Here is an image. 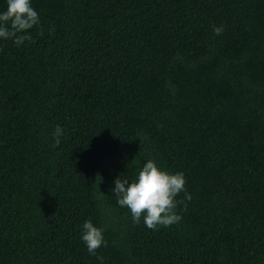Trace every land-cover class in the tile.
Instances as JSON below:
<instances>
[{"label":"trees","instance_id":"16d2710c","mask_svg":"<svg viewBox=\"0 0 264 264\" xmlns=\"http://www.w3.org/2000/svg\"><path fill=\"white\" fill-rule=\"evenodd\" d=\"M31 6L0 38V264H264V0ZM148 160L192 196L155 231L113 192Z\"/></svg>","mask_w":264,"mask_h":264},{"label":"clouds","instance_id":"9594fccd","mask_svg":"<svg viewBox=\"0 0 264 264\" xmlns=\"http://www.w3.org/2000/svg\"><path fill=\"white\" fill-rule=\"evenodd\" d=\"M38 24L39 14L31 6V0H7L6 11L0 13V38L13 39L19 46L26 40H32L29 30ZM222 31V27H214L216 35L222 34ZM40 35H43V31ZM63 134L64 129L57 125L53 133L54 147L60 144ZM185 185L184 173L170 174L161 170L155 161L148 160L134 181L116 179L113 192L119 206L130 210L134 224H139L143 218L144 224L155 231L182 220V216L176 212L179 203L176 197L184 192L187 201L192 199ZM82 227L81 238L88 252L95 255L101 246H106L103 229L94 226L91 220L85 221Z\"/></svg>","mask_w":264,"mask_h":264}]
</instances>
